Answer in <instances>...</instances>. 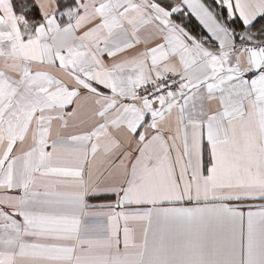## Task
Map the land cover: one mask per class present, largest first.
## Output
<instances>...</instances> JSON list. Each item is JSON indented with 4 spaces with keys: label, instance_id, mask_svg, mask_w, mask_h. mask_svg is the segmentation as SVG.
I'll list each match as a JSON object with an SVG mask.
<instances>
[{
    "label": "snow or ice",
    "instance_id": "obj_1",
    "mask_svg": "<svg viewBox=\"0 0 264 264\" xmlns=\"http://www.w3.org/2000/svg\"><path fill=\"white\" fill-rule=\"evenodd\" d=\"M0 264H264V0H0Z\"/></svg>",
    "mask_w": 264,
    "mask_h": 264
}]
</instances>
